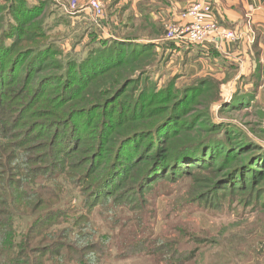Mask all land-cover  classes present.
I'll list each match as a JSON object with an SVG mask.
<instances>
[{
    "label": "trees",
    "instance_id": "obj_1",
    "mask_svg": "<svg viewBox=\"0 0 264 264\" xmlns=\"http://www.w3.org/2000/svg\"><path fill=\"white\" fill-rule=\"evenodd\" d=\"M54 6L53 0L0 3V259L4 264H9L13 255L23 258L16 259L21 264L103 262L111 248V237L91 225L88 214L95 208L109 212L108 208L129 206L133 217L140 214L144 220L147 203L141 201L152 185L177 181L189 171L205 169L212 180L208 195L200 193L193 202L210 207L207 198L221 191L230 195L251 191L259 194L258 200L254 199L257 205L261 199L264 210V121L257 131L263 137L253 138L249 131L226 119L217 130L207 125L198 127L196 123L201 118L191 121L195 123L192 127L176 122L179 111L184 112L200 97L204 101L197 104L205 111L209 103L219 101L220 114H231L259 104L253 102L255 92L244 94L246 100L236 95L222 103L220 82L205 76L192 79L181 89H174L173 78L160 92H151L144 86L122 98L127 88L140 79L125 75L111 89L101 91V101H84V93L99 81L129 68L131 62L139 68L142 64L137 58L149 56L156 45L142 41L138 27L134 33L119 38L93 37L83 58L71 57L46 73V60L60 54L59 47L46 34ZM132 18L129 15L127 20ZM154 63L156 68L158 61ZM152 96H159L158 106L145 110L142 102L154 103ZM77 99L81 105H69ZM126 103L129 106L123 107ZM91 114H97L96 118L106 116L99 123L91 122L93 127L87 136H79V123L73 122ZM135 114L155 121L149 128L145 123L138 125ZM29 117L35 119L22 121ZM168 127L175 136L184 130L204 134L182 135L172 153L169 146L174 136L161 146L154 144ZM178 127L182 131H177ZM113 134L116 139L111 137ZM236 134L229 141L228 135ZM140 137L152 139L133 156L124 154L127 144ZM130 160L132 165L121 163ZM141 161L144 163L139 165ZM119 180L121 183L116 184ZM129 181L132 185L128 186ZM77 198L78 204L72 205ZM131 219L128 235L132 233L134 237L138 219ZM188 239L186 247L168 241V246L174 248L164 258L172 264L195 258L201 239ZM137 241L124 246L121 255L131 254V246ZM132 253L137 254L138 247Z\"/></svg>",
    "mask_w": 264,
    "mask_h": 264
},
{
    "label": "rangeland",
    "instance_id": "obj_2",
    "mask_svg": "<svg viewBox=\"0 0 264 264\" xmlns=\"http://www.w3.org/2000/svg\"><path fill=\"white\" fill-rule=\"evenodd\" d=\"M3 1L0 0V3ZM113 1L110 0V4L103 3V6H105L102 7L104 15L103 17L97 18L89 11L88 15L79 13L76 16H68L63 13L62 6H68L72 3L77 4V0H53L55 6L51 9L54 10V14L47 20L46 34L50 41L59 47L60 54L53 55L46 60L48 61L45 69L46 73L53 72V69L57 67L58 63L65 64L66 60H69L71 57L76 59L83 58L86 50L89 48L87 45L89 42L91 43L93 37L97 38L107 34L110 37L114 36V38H119L123 37L125 33L135 32V29L138 27V21L135 19L127 20L128 15L131 13H126L128 8H130L128 5L129 0L122 4H119L117 2L118 0H115V6L112 5ZM163 33L160 35L162 38ZM91 35L92 38L90 37ZM157 47L162 46L157 45ZM152 51L151 53H154L152 55L150 53L148 54L149 56L137 58L142 64L139 68L138 66L135 67L136 62H131L129 68L122 69L110 78L99 81L91 91H86L83 100L101 101L103 97V92L101 91L111 89L114 86V82L125 75L131 77L133 80L138 79L140 76V79L136 84H131L127 88L122 98L126 97L133 90L140 91L144 86L151 92H160L173 78H176L174 89H181L183 85L188 84L189 81L180 78L182 74L181 72L179 74L177 64L165 69V60H161L162 53L160 55L156 47ZM154 61H158L159 68H163L159 74L156 73L158 71H156ZM176 68L177 70L175 72L177 73H174ZM141 72L143 73L142 75ZM200 98L194 100L184 112L179 111L178 118L176 119L177 123H184L192 127V124L194 126L195 123L191 121L201 118L196 123L198 127H206L207 125L208 127L210 126V129L217 130L220 129L219 126L223 123L222 121L226 119L244 131H249L252 138L263 137L259 132L257 133L261 123L264 121L262 105L257 104L247 110H242V112L235 111L231 114H220L219 101L216 104L209 103L207 105L208 110L205 111L204 107H200L197 104L203 103L204 99ZM158 99L159 96H152L154 103L150 105L147 102H142L145 110L151 109L153 106H158L156 102ZM126 100V102L129 101L128 99ZM121 102L123 100L119 101V103ZM81 104L82 101L78 99L69 103V105L74 106ZM128 106L129 104L126 103L123 107ZM112 110L110 109L108 112L112 113ZM6 115L9 116L10 113L7 112ZM138 115L140 116L142 114L138 113ZM105 116L102 115V117L96 118L97 114H91L87 118H77L73 123H79L78 135L83 137L87 136L93 127L91 122L99 123L100 119ZM134 116L138 119V125L142 123L149 125L155 121V118H150L151 120L146 121V118L143 116L139 118L136 114ZM88 118L89 120L84 122ZM34 119L29 117L24 118L22 121H33ZM151 126L149 125L147 128ZM170 128L168 127L159 134L154 144L161 146L167 142V138L174 136L173 142L169 146V152L172 153L178 147L177 143L179 144L178 140L182 135L194 137L199 134H204L199 130L182 131L178 127L177 131L182 132L178 136H175L172 135L173 132H171ZM226 131L230 135V130L226 129ZM229 135V141L237 136V134L235 136ZM111 137L113 139L117 138L114 134ZM142 139L144 138L140 137L138 141L127 144L124 154L127 152L133 156L136 150L140 152L144 148L145 143L151 140L152 137L146 138L141 142ZM224 139H228L227 136H224ZM83 156L85 154H82L81 157ZM121 163L122 165H132L131 160L122 161ZM140 163L144 162H139V165H142ZM184 168L185 165L181 170ZM128 169L132 171L134 168L128 166ZM210 179L209 172L203 169L200 171H189L177 181L165 180L155 183L152 185L146 198L143 197L141 201V204L147 203L145 205L146 217L144 220L140 217V214L133 217L134 214L132 211H129L131 208L129 206H119L117 208L112 206L114 209L108 208L109 212L95 208L91 212L92 214H88V221L91 225L93 223L96 228H99L103 233L111 237V248L107 251L109 252L108 257L103 262H99V264H172L167 260L169 258H164L171 254L174 248V246H168V241H177L175 244L178 243L180 247H186L187 240H190L188 238L192 236L201 239V242L197 245L199 251L191 261L181 264H264V210L260 206L262 204L261 199H259V204L257 205V197H259V194L246 191L243 194L236 193L230 195L223 194L226 192L221 191L217 196L212 195L207 198L209 201L206 199V203H209L210 207L205 205L204 202H193L196 195L200 193L202 195H208L207 193L210 189L209 182L212 181ZM120 183L121 180L116 184ZM129 185H132L131 181H129ZM71 204H78V198L72 200ZM111 210H114V212L110 213ZM131 218L134 220L138 219V228H134L137 234L134 232V237L132 233L128 235ZM0 221H3V219L0 218ZM0 235L2 236V232H0ZM136 239L138 241L131 246V254L122 256L121 249ZM137 247L138 253H132L133 249ZM143 248L144 251L141 252L140 250H143ZM16 259L19 261L23 260L21 256L15 258V255H13L9 264H21V262L17 263ZM74 263L72 261L67 264ZM0 264H4L3 259H0ZM174 264L177 263L174 262Z\"/></svg>",
    "mask_w": 264,
    "mask_h": 264
},
{
    "label": "crops",
    "instance_id": "obj_3",
    "mask_svg": "<svg viewBox=\"0 0 264 264\" xmlns=\"http://www.w3.org/2000/svg\"><path fill=\"white\" fill-rule=\"evenodd\" d=\"M87 1L77 0L79 11L75 16L79 13L88 15V11H81ZM97 1L102 7H105V2L110 4V0ZM126 1L117 2L122 4ZM192 1L129 0L130 8L126 13L131 12L129 15L133 16L132 19L138 21V34L142 41L156 45L160 55L162 53L161 60H165V69L177 64L179 74H182L180 78L185 81L214 77L220 82L222 103L230 102L236 95H243L245 99L244 94L255 92L253 102L262 105L264 110V0H209L213 20L232 31L235 41L215 40L187 47L166 42L160 37L163 27L181 22L180 15ZM112 5H116L115 0ZM101 37L114 38L107 34ZM177 68L174 73H177ZM162 70L156 67V73Z\"/></svg>",
    "mask_w": 264,
    "mask_h": 264
},
{
    "label": "built area",
    "instance_id": "obj_4",
    "mask_svg": "<svg viewBox=\"0 0 264 264\" xmlns=\"http://www.w3.org/2000/svg\"><path fill=\"white\" fill-rule=\"evenodd\" d=\"M92 12L95 17H103L102 5L96 0H90L81 11ZM62 11L68 16L75 15L78 5L72 3L62 6ZM212 5L209 0H193L180 15L181 22L168 25L163 29V39L177 46L187 47L201 45L215 40L235 41L234 33L220 26L212 18Z\"/></svg>",
    "mask_w": 264,
    "mask_h": 264
}]
</instances>
